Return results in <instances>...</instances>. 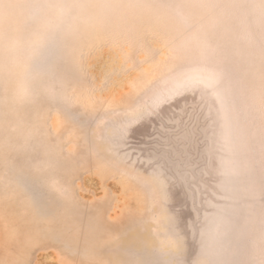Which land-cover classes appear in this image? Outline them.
<instances>
[{
	"label": "rangeland",
	"instance_id": "obj_1",
	"mask_svg": "<svg viewBox=\"0 0 264 264\" xmlns=\"http://www.w3.org/2000/svg\"><path fill=\"white\" fill-rule=\"evenodd\" d=\"M0 264H264V0H0Z\"/></svg>",
	"mask_w": 264,
	"mask_h": 264
}]
</instances>
